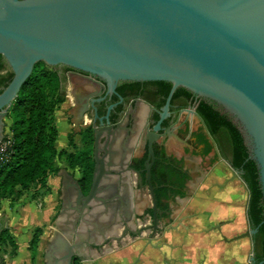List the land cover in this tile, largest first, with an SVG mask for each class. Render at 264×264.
<instances>
[{"label": "water", "instance_id": "obj_1", "mask_svg": "<svg viewBox=\"0 0 264 264\" xmlns=\"http://www.w3.org/2000/svg\"><path fill=\"white\" fill-rule=\"evenodd\" d=\"M0 54V140L34 66L94 119L44 264H264V0H0Z\"/></svg>", "mask_w": 264, "mask_h": 264}, {"label": "trees", "instance_id": "obj_2", "mask_svg": "<svg viewBox=\"0 0 264 264\" xmlns=\"http://www.w3.org/2000/svg\"><path fill=\"white\" fill-rule=\"evenodd\" d=\"M6 67L1 56L0 68ZM12 76L10 68L0 74V91ZM59 82L56 68L34 66L30 82L9 116L10 133L3 138L7 144L0 152V198L9 197L10 201L18 199L23 189L34 182L45 185L47 175L58 171L55 157L63 152V148H57L58 130L54 122L55 108L63 99ZM74 154H69L75 156L70 158L72 164L87 161L81 155ZM84 176L88 179L90 172L85 170ZM41 232L42 227L36 226L29 239L31 264H37L35 258ZM7 240L16 244L10 228L2 226L0 243L4 244ZM0 264H6L2 255Z\"/></svg>", "mask_w": 264, "mask_h": 264}, {"label": "rangeland", "instance_id": "obj_3", "mask_svg": "<svg viewBox=\"0 0 264 264\" xmlns=\"http://www.w3.org/2000/svg\"><path fill=\"white\" fill-rule=\"evenodd\" d=\"M66 104L67 102H60L56 106L55 111H54V122L58 130V135L56 139L57 148L58 149L63 148V152L59 156L55 157V164L59 168L66 167L67 169L71 170L68 164H70L71 166H75V164H72L70 161V158H75V156L69 155L73 153L71 152L73 145H74L73 142L66 143V139H65V133L69 127V125H67V123L64 122V112L63 111H64V107ZM5 122H6V125L4 127V134L6 135V133L7 134L10 133L9 128H8V124L10 122L9 117L7 118V120H5ZM51 174L55 176L56 181H57L56 185H53V188H55L54 190H56V196L54 197V201L57 202L56 207H55V211H56L59 208V203H60L59 201L60 176L58 175L57 172H54ZM48 189L49 188L47 184L42 185L38 182H34L27 189L25 190L23 189V193L20 195V197L21 196L22 197L17 202H16L17 199L10 201L11 199L9 197H6L7 199H2V200L0 199V216L2 217V219H0V227L3 224H6V222L9 220L10 216L8 215V213L10 212L12 214L11 216L14 217L13 215H15L17 220L20 219L19 216H21L22 214L23 216L22 226H26L27 224H28L27 226H29L30 222L34 221L38 217L40 218L41 216L40 211L44 209L45 206L48 205L47 204L48 200H47V196L46 197L44 196L38 197V196H40L44 192H47ZM43 198H44V202H43ZM40 202L44 204L43 208L38 206ZM6 209H8V212ZM32 224H33V227H35V225H39V224H35L34 222H32ZM41 226H42V231H43V227H45V229L47 230V236H45V238H43L38 243V247L36 251V258H35V261L37 262V264H44L43 252H44L46 243L49 237L51 236L52 222L50 220L49 222H46ZM20 227L21 225H20V222L18 221L14 222V226H11V228L14 230H18L20 229ZM29 232L30 234L28 233V228H27V229H23L20 233L17 234L16 240L19 246L18 244H12L10 241L7 240L4 242V244L0 243V249L2 248L4 252L7 251L11 254H17L18 248H19L18 254L20 257H25V255H27L23 261L19 262V264H31L30 257H28L29 250L26 247L28 240H29L27 238H29L31 235V229Z\"/></svg>", "mask_w": 264, "mask_h": 264}, {"label": "flooded vegetation", "instance_id": "obj_4", "mask_svg": "<svg viewBox=\"0 0 264 264\" xmlns=\"http://www.w3.org/2000/svg\"><path fill=\"white\" fill-rule=\"evenodd\" d=\"M7 69L8 67L4 69L0 68V74L4 73ZM56 69L59 73L60 90L63 95V99L61 102H67L63 111L64 122L69 125L65 133L66 143L73 142L74 145L71 152L75 153L78 156L81 155L80 157H82L83 159L86 158L87 160L86 162L83 161L82 164H75V166H71L70 164H68L71 169H68V171L72 173L75 178H77L81 192L83 194H86L90 188L92 175L94 172V119L92 117L90 109L85 110L84 116H81L79 113L73 112V93H75V86L69 85V81L65 78L64 69ZM85 170L90 172V177L88 179L84 178ZM61 194L62 191L60 176V203L59 208L55 211L54 215L51 218V235L57 231V217L61 206ZM80 204H82V201L80 202Z\"/></svg>", "mask_w": 264, "mask_h": 264}, {"label": "crops", "instance_id": "obj_5", "mask_svg": "<svg viewBox=\"0 0 264 264\" xmlns=\"http://www.w3.org/2000/svg\"><path fill=\"white\" fill-rule=\"evenodd\" d=\"M56 178H55V176H53L51 173L50 174H48L47 175V177H46V184H47V186H48V191L47 192H44V193H42L40 196H38V197H46L47 196V200H48V205L47 206H45V208L44 209H42L40 212H41V216H40V218L38 217L37 219H35L34 221H32V222H34L35 224H39V225H35V227L36 226H41V225H43L44 223H46V222H49L50 220H51V218H52V216L54 215V213H55V207H56V204H57V202L56 201H54V197L56 196V190H54L55 188H53V185H56ZM22 197V196H21ZM21 197H19L17 200H16V202L21 198ZM1 200L2 199H7L6 197H4V198H0ZM43 202H44V198H43ZM38 206H40L41 208H43L44 207V204H42L41 202L38 204ZM9 208V207H8ZM7 210V212H8V209H6ZM10 212V211H9ZM38 212H39V210H38ZM8 215L10 216V218H9V220L6 222V224H3L2 226H7V227H9L10 228V232H11V234H12V236H13V238H14V240H15V242H16V244H18V242H17V240H16V236H17V234L18 233H20L23 229H27L28 228V233L30 234V229H31V235H32V232H33V229L35 228V227H33V224H32V222H30L29 223V226H22V221H23V216H22V214H21V216H19L20 217V219L19 220H17L16 219V217H15V215H13L14 217H12L11 215V212L10 213H8ZM37 217V216H36ZM0 219H2V217L0 216ZM16 221H18V222H20V225H21V227H20V229H18V230H14V229H12L11 228V226H14V222H16ZM32 224V225H31ZM1 226V227H2ZM42 227V226H41ZM31 235H30V237H31ZM45 236H47V230L45 229V227H43V231L41 232V234H40V238H39V241H41L43 238H45ZM28 237V236H27ZM30 237L29 238H27V239H30ZM39 243V242H38ZM28 244H29V240H28V243H27V249H28ZM18 246H19V244H18ZM18 246H17V248H18ZM29 250V249H28ZM18 252H19V248H18ZM18 252H17V254H11V253H9V252H7V251H3V249L1 248L0 249V254L4 257V259H5V262H6V264H19V262L20 261H23L24 260V258L27 256V255H25V257H20L19 256V254H18ZM28 257H30V250H29V252H28Z\"/></svg>", "mask_w": 264, "mask_h": 264}, {"label": "built area", "instance_id": "obj_6", "mask_svg": "<svg viewBox=\"0 0 264 264\" xmlns=\"http://www.w3.org/2000/svg\"><path fill=\"white\" fill-rule=\"evenodd\" d=\"M3 138H2V140H0V152H2L5 149L6 144H7V140H3Z\"/></svg>", "mask_w": 264, "mask_h": 264}]
</instances>
